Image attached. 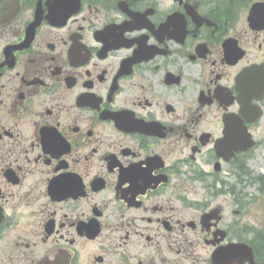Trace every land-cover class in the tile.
<instances>
[{
  "label": "flooded vegetation",
  "instance_id": "flooded-vegetation-1",
  "mask_svg": "<svg viewBox=\"0 0 264 264\" xmlns=\"http://www.w3.org/2000/svg\"><path fill=\"white\" fill-rule=\"evenodd\" d=\"M262 140L264 0H0V264H264Z\"/></svg>",
  "mask_w": 264,
  "mask_h": 264
},
{
  "label": "rangeland",
  "instance_id": "rangeland-1",
  "mask_svg": "<svg viewBox=\"0 0 264 264\" xmlns=\"http://www.w3.org/2000/svg\"><path fill=\"white\" fill-rule=\"evenodd\" d=\"M264 141V140H262ZM252 153L249 158V174L247 177H242V187L248 194V197L243 199V204L246 205L244 220L248 227L256 228L259 223L261 212L264 210V195H260L252 182L259 174L264 176V146ZM235 178L232 179V185L235 187Z\"/></svg>",
  "mask_w": 264,
  "mask_h": 264
},
{
  "label": "water",
  "instance_id": "water-1",
  "mask_svg": "<svg viewBox=\"0 0 264 264\" xmlns=\"http://www.w3.org/2000/svg\"><path fill=\"white\" fill-rule=\"evenodd\" d=\"M246 147H249V146H246ZM241 149H245V147H243V148H241ZM244 248H246V247H244ZM247 250H248V252L250 253V249L247 248ZM250 257H251V255H250Z\"/></svg>",
  "mask_w": 264,
  "mask_h": 264
}]
</instances>
